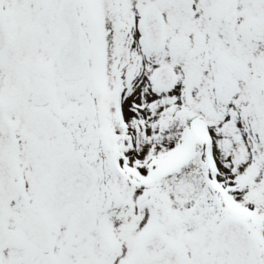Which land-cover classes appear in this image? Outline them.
<instances>
[{
  "label": "snow or ice",
  "instance_id": "snow-or-ice-1",
  "mask_svg": "<svg viewBox=\"0 0 264 264\" xmlns=\"http://www.w3.org/2000/svg\"><path fill=\"white\" fill-rule=\"evenodd\" d=\"M0 264H264V0H0Z\"/></svg>",
  "mask_w": 264,
  "mask_h": 264
}]
</instances>
